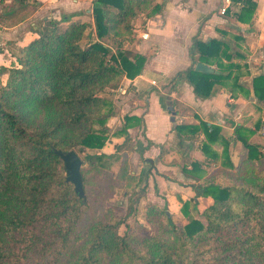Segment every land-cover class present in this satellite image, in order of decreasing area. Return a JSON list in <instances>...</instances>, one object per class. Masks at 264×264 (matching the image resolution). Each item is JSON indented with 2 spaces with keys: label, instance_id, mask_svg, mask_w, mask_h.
<instances>
[{
  "label": "trees",
  "instance_id": "16d2710c",
  "mask_svg": "<svg viewBox=\"0 0 264 264\" xmlns=\"http://www.w3.org/2000/svg\"><path fill=\"white\" fill-rule=\"evenodd\" d=\"M22 2L24 0H21ZM91 1L92 24L70 22L71 16L31 27L33 38L18 48L0 82V264H264V140L260 121L250 128L236 126L233 138L220 135L219 126L173 124L183 141L203 134L199 143L206 160L215 164L204 175L201 164L182 170L194 181V197L182 203L184 221L174 222L167 204H148L146 234L119 233L125 217L108 204L102 215L83 224L89 208V174L106 172L108 160L121 164V189L137 202L141 174L128 171L126 153L85 155L80 176L83 197L65 181L63 163L54 151L101 150L109 139L107 123L115 114L112 92L125 79L143 70L146 57L129 48L139 31L132 24L142 14L160 13L155 0ZM21 2V3H22ZM237 5L238 22L249 25L256 3L230 0ZM16 14L7 15V19ZM23 16L18 20L22 21ZM91 28L95 41L82 45ZM220 38L203 40L200 26L188 49L189 66L176 72L162 87L178 93L186 83L199 100L223 90L229 97H249L241 82L243 56ZM235 36L234 41H239ZM197 63L214 70L194 71ZM244 69V70H243ZM258 103L264 104V76L251 80ZM129 86L126 91H131ZM258 109V108H257ZM132 121L122 118L126 134ZM232 142L241 145L235 165ZM217 145L218 150L212 148ZM153 145L147 142L144 149ZM166 152L160 149L158 159ZM211 203L199 213L197 199ZM104 202H107L105 200ZM192 208V209H191ZM128 216V214L126 215Z\"/></svg>",
  "mask_w": 264,
  "mask_h": 264
},
{
  "label": "crops",
  "instance_id": "0c3cea01",
  "mask_svg": "<svg viewBox=\"0 0 264 264\" xmlns=\"http://www.w3.org/2000/svg\"><path fill=\"white\" fill-rule=\"evenodd\" d=\"M253 1L256 9L249 25L236 20L237 5L231 4L230 0H155L161 8L160 13L150 17L142 14L132 22L139 33L137 41L128 48L144 55L146 61L138 77L125 79L120 94L114 92L115 114L107 123L110 136L105 146L100 151H89L106 155L130 152V157L139 161L137 174L148 182L149 189L156 186L169 213L182 217L178 221H184L180 201L194 197L191 188L194 181L182 168L187 165L190 169L191 162H198L204 175H209L215 164L206 160L200 150L199 143L204 140L202 133L191 141H183L173 130V124L196 126L200 130L201 122L207 126H219L220 135L232 139L236 126L244 124L252 128L264 114V104L256 101L251 89V80L264 76V0ZM34 3L32 15L22 21L17 17L19 19L24 14L23 3L14 10H0V82H4V69L9 67L18 48L34 37L31 27H42L47 20L58 21L64 15L71 16L70 22L92 24L91 1L36 0ZM13 14L15 17L6 18ZM27 21L28 30L25 28ZM199 26L203 40L220 38L219 30L226 32L230 47L243 56L238 62L246 66L247 75L242 76L240 82L250 90L248 98L242 95L232 98L219 90L212 97L199 100L186 83L178 85L177 94L163 92L162 87L169 79L189 66L188 49ZM85 34L83 46L95 41L91 28ZM235 36L240 38L239 41H234ZM129 86L132 90L126 91ZM124 116L140 119V124L132 121L133 126L126 130V134L114 135L122 129ZM171 117L174 122H170ZM148 141L153 145L144 149ZM161 148L166 152L158 159ZM212 148L219 149L215 144ZM229 151L230 159L236 165L241 145L232 142ZM196 201L198 211L202 203L205 207L211 203L209 198Z\"/></svg>",
  "mask_w": 264,
  "mask_h": 264
},
{
  "label": "rangeland",
  "instance_id": "374dc122",
  "mask_svg": "<svg viewBox=\"0 0 264 264\" xmlns=\"http://www.w3.org/2000/svg\"><path fill=\"white\" fill-rule=\"evenodd\" d=\"M21 0H0L1 7L0 10L3 12L14 10L19 7ZM34 2L36 0H24V14L23 19L26 20L32 15V6H34ZM5 4V5H4ZM4 5V6H3ZM18 20V17H17ZM26 23V22H25ZM29 21L25 24V28L28 30ZM6 78V76L4 77ZM4 80V79H3ZM118 90V89H117ZM117 90L113 91L112 94H120ZM115 92V93H114ZM114 100V96L112 97ZM171 122V121H170ZM237 150H234L236 153ZM129 154L130 152H124ZM94 153L89 150H83V152H79L78 156L83 160L85 155H93ZM236 158V156H235ZM128 159V171L132 173H138V164L139 161L133 160L130 157ZM106 172L102 174H95L94 172L89 174V185L87 186V197L89 198V208L86 212L83 224L88 223L90 219L93 217H99L102 215L103 206L108 204L113 207L117 213H119L120 217H125V221L119 227V233L123 234L125 232L133 233V234H146L149 232V227L145 223L144 220V208L148 204H156L159 206H163L164 199L158 196V191L156 186L153 189H149L148 182L142 181L138 184L136 191L139 194L137 202H133L130 200V191H126L121 189L123 186V181L119 178L120 166L118 160H108L106 162ZM150 170V169H149ZM107 200V202H104ZM205 205L202 203L199 208V213L203 210ZM128 214V216H126ZM172 220L174 222H179L178 220H182V217L172 216Z\"/></svg>",
  "mask_w": 264,
  "mask_h": 264
},
{
  "label": "water",
  "instance_id": "95a60500",
  "mask_svg": "<svg viewBox=\"0 0 264 264\" xmlns=\"http://www.w3.org/2000/svg\"><path fill=\"white\" fill-rule=\"evenodd\" d=\"M194 71L203 74H211L214 72L212 68L202 63H197L194 67ZM170 121L174 122V118L171 117ZM54 153L63 163L65 181L73 185L74 192L78 194L79 197H83L82 182L80 176V169L82 167L81 158L74 151H54Z\"/></svg>",
  "mask_w": 264,
  "mask_h": 264
},
{
  "label": "built area",
  "instance_id": "2783aa9c",
  "mask_svg": "<svg viewBox=\"0 0 264 264\" xmlns=\"http://www.w3.org/2000/svg\"><path fill=\"white\" fill-rule=\"evenodd\" d=\"M222 13H224V10H222ZM143 37L145 38L146 35H143ZM152 85H155V82H152ZM117 91L121 92V88H119ZM259 134H260L261 138L264 140V114L262 115V117L260 119Z\"/></svg>",
  "mask_w": 264,
  "mask_h": 264
}]
</instances>
